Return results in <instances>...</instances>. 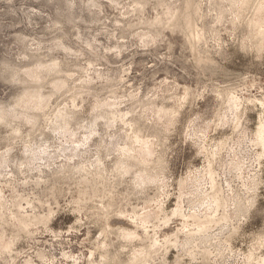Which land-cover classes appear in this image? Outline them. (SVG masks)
Returning a JSON list of instances; mask_svg holds the SVG:
<instances>
[{
	"label": "rangeland",
	"instance_id": "rangeland-1",
	"mask_svg": "<svg viewBox=\"0 0 264 264\" xmlns=\"http://www.w3.org/2000/svg\"><path fill=\"white\" fill-rule=\"evenodd\" d=\"M0 264H264V0H0Z\"/></svg>",
	"mask_w": 264,
	"mask_h": 264
}]
</instances>
